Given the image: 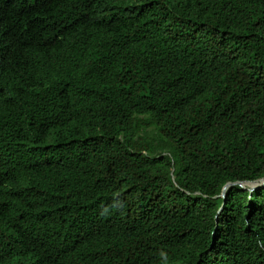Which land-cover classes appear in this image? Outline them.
Returning a JSON list of instances; mask_svg holds the SVG:
<instances>
[{
    "label": "trees",
    "instance_id": "obj_1",
    "mask_svg": "<svg viewBox=\"0 0 264 264\" xmlns=\"http://www.w3.org/2000/svg\"><path fill=\"white\" fill-rule=\"evenodd\" d=\"M263 182L264 0H0V264H264Z\"/></svg>",
    "mask_w": 264,
    "mask_h": 264
},
{
    "label": "water",
    "instance_id": "obj_2",
    "mask_svg": "<svg viewBox=\"0 0 264 264\" xmlns=\"http://www.w3.org/2000/svg\"><path fill=\"white\" fill-rule=\"evenodd\" d=\"M234 185H235V184L227 186V187L225 188L224 192H226L228 188H230L231 186H234ZM239 185H240L244 190L246 189L245 185H243L242 183H240ZM261 187H264V182H263L261 185L257 186V187H252V188H250V192L252 193V192L256 191L257 189H259V188H261Z\"/></svg>",
    "mask_w": 264,
    "mask_h": 264
}]
</instances>
